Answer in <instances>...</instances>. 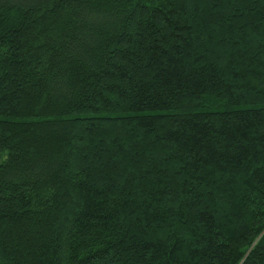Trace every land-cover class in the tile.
<instances>
[{"label": "trees", "instance_id": "trees-1", "mask_svg": "<svg viewBox=\"0 0 264 264\" xmlns=\"http://www.w3.org/2000/svg\"><path fill=\"white\" fill-rule=\"evenodd\" d=\"M0 264H264V0H0Z\"/></svg>", "mask_w": 264, "mask_h": 264}]
</instances>
